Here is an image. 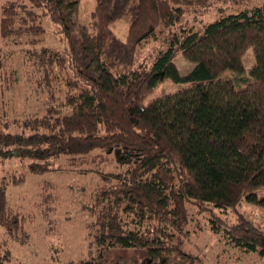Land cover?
Returning <instances> with one entry per match:
<instances>
[{
  "label": "trees",
  "instance_id": "1",
  "mask_svg": "<svg viewBox=\"0 0 264 264\" xmlns=\"http://www.w3.org/2000/svg\"><path fill=\"white\" fill-rule=\"evenodd\" d=\"M22 1L4 6L0 37L40 41V8L61 26L65 46L15 57L0 50V97L22 98L13 112L34 105L11 119L10 101L0 100V155L38 158L35 172L74 167L94 179L80 190L88 255L63 264H211L186 246L203 213L224 245L264 260V230L240 212L235 221L222 215L241 199L264 205V1L174 29L143 62L139 47L208 0H95L81 24V0ZM118 19L125 37L111 28ZM250 45L255 62L245 72ZM177 50L194 62L186 73L173 61ZM165 79L188 85L144 103ZM51 187L39 191L44 217L58 204ZM25 218L1 181L0 227L25 240ZM4 244L0 260H10Z\"/></svg>",
  "mask_w": 264,
  "mask_h": 264
},
{
  "label": "rangeland",
  "instance_id": "2",
  "mask_svg": "<svg viewBox=\"0 0 264 264\" xmlns=\"http://www.w3.org/2000/svg\"><path fill=\"white\" fill-rule=\"evenodd\" d=\"M264 0H208L206 3L189 5L181 17L180 22L171 28H163L158 32L157 38L139 47L135 52V58L139 62L150 61L156 52L166 46L168 35L181 26L194 25L202 27L210 21L219 10L234 12L253 5L261 4ZM23 3L22 0H0V15L4 6L9 3ZM95 0H81L76 19L77 23L86 22L90 17V11L94 7ZM26 5V2H24ZM37 18L43 25L45 31L40 41L35 43L14 42L11 38L0 37V50L10 53L15 57L26 49H38L40 46H50L57 49L64 48V35L61 26L52 21L47 15L42 14V9L34 10ZM127 23L122 19L114 20L111 28L120 37L126 35ZM173 61L181 73L188 72L194 62L187 59L177 50L173 55ZM242 61L245 72H248L255 62L253 47L248 46L243 54ZM188 83L174 82L165 79L157 84L144 99V103L154 97L162 96L173 92ZM15 99V100H14ZM1 101L9 100V118H22L27 112L26 109L34 107L33 104L26 105L22 110L18 107L12 111V101H22L19 95L6 93ZM22 108V107H21ZM26 111V112H25ZM25 112V113H24ZM12 115V116H11ZM8 118V119H9ZM41 160L32 156L20 157L16 154L0 155V182L4 181L9 203L18 209L21 215L26 218L25 229L27 237L25 240H18L5 232L0 227V241H5L1 250H8L10 260H0V264H63L76 261L88 255L90 245L87 242L86 223L89 216L85 209V201L81 199V189H87L93 185L94 179L91 174L78 173L74 167L49 169L40 172L33 171L30 166L37 165ZM52 185L51 190L58 195L56 212L46 217L41 214L39 205V191L42 185ZM238 212L249 218L255 225L264 230V205L241 199L234 210L224 212L227 220L235 221ZM191 224L197 229L189 244H186L193 251L202 254L205 260L211 264H264L256 254L240 252L236 247L231 248L219 240V234L210 231L206 223L205 213ZM201 218V219H200ZM199 222V223H198ZM198 223V224H197ZM190 224V225H191ZM119 264H129L127 261H119Z\"/></svg>",
  "mask_w": 264,
  "mask_h": 264
}]
</instances>
